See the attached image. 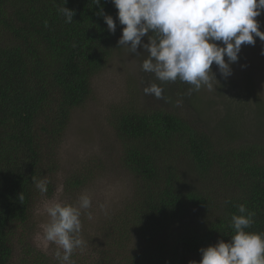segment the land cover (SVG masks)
<instances>
[{
  "label": "trees",
  "instance_id": "1",
  "mask_svg": "<svg viewBox=\"0 0 264 264\" xmlns=\"http://www.w3.org/2000/svg\"><path fill=\"white\" fill-rule=\"evenodd\" d=\"M64 6L75 11L71 23L59 11ZM101 9L113 17L115 33ZM117 11L111 0H0V264H11L18 236L31 230L32 210L55 193L56 151L70 113L88 100L93 77L120 47ZM262 105L254 109L260 126ZM168 106L113 110L118 165L133 189L99 228L105 259L88 264L198 262L199 249L235 234L231 216L241 204L255 213L245 231L264 233V133L236 142L229 130L210 134L172 100ZM80 175L66 179L68 191L86 182L88 174ZM34 177L49 180L47 193ZM43 259L33 249L20 256L24 264Z\"/></svg>",
  "mask_w": 264,
  "mask_h": 264
},
{
  "label": "rangeland",
  "instance_id": "2",
  "mask_svg": "<svg viewBox=\"0 0 264 264\" xmlns=\"http://www.w3.org/2000/svg\"><path fill=\"white\" fill-rule=\"evenodd\" d=\"M255 19L260 30L264 31V11ZM255 39V45H242L238 61L230 65V76L223 77L213 63L211 70L217 81H212V89L202 86L199 91L191 92L189 90L193 86L179 79L162 83L153 73L144 71L142 63L149 54L143 48H138V53L134 54L127 47L120 46L93 77L88 100L71 111L56 151L55 193L32 210L29 219L31 230L24 229L25 234L18 236L21 240L11 264H24L20 256L31 249L44 256V264H59L54 255L57 246L42 239V226L49 221L44 205L48 201L75 205L85 192L90 195L92 204L89 209L81 210L80 236L84 244L74 250L71 260L74 264H88L90 260L105 259V240L100 236L99 228L131 197L133 189L132 177L118 165L119 143L109 123L113 110L128 107L129 103L169 109V100H172L176 110L196 121L210 134L218 135L229 130L231 139L236 142L258 141L264 133V126H260L263 121L254 109L264 104V55L261 54L264 42L258 37ZM153 83L163 88L164 98L157 99L153 94L144 93V88ZM84 171L88 178L82 187L68 191L66 179L81 176ZM101 204L104 210H101ZM27 260L33 261L32 257H27Z\"/></svg>",
  "mask_w": 264,
  "mask_h": 264
},
{
  "label": "clouds",
  "instance_id": "3",
  "mask_svg": "<svg viewBox=\"0 0 264 264\" xmlns=\"http://www.w3.org/2000/svg\"><path fill=\"white\" fill-rule=\"evenodd\" d=\"M66 2V0H65ZM117 11L122 35L119 46L132 53L138 48L148 52L142 69L153 73L160 82H181L193 86L189 92L199 91L202 86L212 89L216 80L211 70L213 63L220 74L230 76V65L238 61L244 44L255 45L256 37L264 42V31L255 19L264 11V0H111ZM100 0H95L99 4ZM71 23L74 10L59 9ZM108 31L115 33L116 23L111 15L101 11ZM152 35H149V34ZM147 37L144 43L142 38ZM220 42V43H217ZM264 55V49L261 50ZM227 57V62L225 61ZM145 94L162 99L163 88L153 83L144 88ZM41 194L48 191L49 180L33 178ZM24 199L22 193L19 200ZM90 195L82 193L77 204L48 201L44 211L49 221L42 226V239L57 246L55 259L59 264H74V250L82 248L81 210L91 207ZM104 210V205H100ZM240 215L231 216V227L235 234L228 242L218 241L199 249L201 259L189 264H264V233L248 232L254 223V212L245 205L238 206ZM246 213V215H245ZM91 219V213L88 214Z\"/></svg>",
  "mask_w": 264,
  "mask_h": 264
}]
</instances>
